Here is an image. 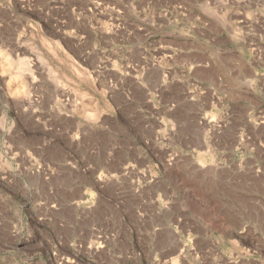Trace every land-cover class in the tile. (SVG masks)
Returning a JSON list of instances; mask_svg holds the SVG:
<instances>
[{
  "label": "rangeland",
  "instance_id": "rangeland-1",
  "mask_svg": "<svg viewBox=\"0 0 264 264\" xmlns=\"http://www.w3.org/2000/svg\"><path fill=\"white\" fill-rule=\"evenodd\" d=\"M0 264H264V0H0Z\"/></svg>",
  "mask_w": 264,
  "mask_h": 264
}]
</instances>
